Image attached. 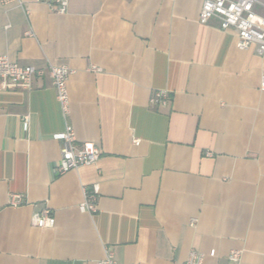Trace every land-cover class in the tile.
<instances>
[{"label": "crops", "instance_id": "obj_1", "mask_svg": "<svg viewBox=\"0 0 264 264\" xmlns=\"http://www.w3.org/2000/svg\"><path fill=\"white\" fill-rule=\"evenodd\" d=\"M22 2L0 0V56L68 66L69 111L47 76L0 88V264H106L107 251L181 264L191 250L226 264L231 249L264 264V53L200 23L202 0H68L61 13ZM65 123L100 155L57 173ZM93 184L95 211H82ZM43 209L52 227L32 223Z\"/></svg>", "mask_w": 264, "mask_h": 264}, {"label": "built area", "instance_id": "obj_2", "mask_svg": "<svg viewBox=\"0 0 264 264\" xmlns=\"http://www.w3.org/2000/svg\"><path fill=\"white\" fill-rule=\"evenodd\" d=\"M38 1L59 13L65 11L68 2V0ZM1 2H14L24 8L22 0H1ZM257 7H264V0H202L198 20L200 23H206L211 18L217 19L221 29L235 33L237 37L236 46L239 49H247L249 46L255 45L258 53L262 54L264 53V15L256 10ZM24 35H32V30L28 28L24 31ZM91 69L99 70L95 66H92ZM70 73L71 69L63 64L47 63L45 67L38 68L32 65H21L10 60L7 56H0L1 89H30L37 76H47L55 89V96L64 116L69 111L67 80ZM260 89L264 91V73L261 75ZM166 100L167 94L162 90L154 91L150 98L153 103H165ZM24 121H27V117L24 118ZM53 138L62 143L61 155L56 165L57 173H64L81 165L93 164L100 155L99 147L92 141H83L77 145L73 128L68 123H65L62 131L53 134ZM133 143L138 144V139H133ZM210 154V152L206 153V155ZM97 192V184L84 188V198L79 205L80 210L95 211ZM8 202L13 207L19 206L22 203V196L18 193H12L9 195ZM32 223L39 227H52L55 218L48 209H43L32 215ZM209 254L213 256L214 250H211ZM241 254V250L231 249L227 254L226 264H242ZM202 262L203 254L191 250L181 264H202ZM104 263L116 264L111 251H107Z\"/></svg>", "mask_w": 264, "mask_h": 264}]
</instances>
